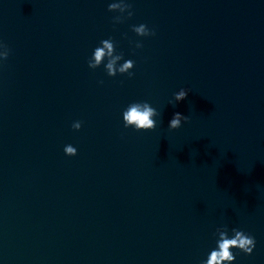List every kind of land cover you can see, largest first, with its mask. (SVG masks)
<instances>
[{"label": "clouds", "instance_id": "1", "mask_svg": "<svg viewBox=\"0 0 264 264\" xmlns=\"http://www.w3.org/2000/svg\"><path fill=\"white\" fill-rule=\"evenodd\" d=\"M132 5L127 2V0H114V2L108 5V11L113 13H119L113 17V23L119 24L123 23L125 19H130L133 15ZM125 13L127 16L125 17ZM132 31L139 37H149L155 36V30L149 29L147 25L140 24L139 26H132ZM136 48H142L143 44L139 41L135 42ZM0 59H7L10 49L6 44L0 42ZM123 53L116 52L115 41L111 38L104 39L100 42V46L96 47L92 57L88 60V67L90 69H96L104 64L105 71L108 76L115 77L117 73L127 76L131 79L135 73L132 69L135 66L133 60H125L122 64H118L119 61L123 60ZM107 61L105 64L104 62ZM100 83H103L101 81ZM189 90L180 89L178 92L174 93L173 100L170 104L175 105L187 98ZM160 112L156 108L152 107L148 102H133L126 110H124L123 122L125 128H133L136 131H151L157 126V120L155 117H159ZM188 116L182 115L177 112L173 115L169 122V129L176 130L182 126V122H187ZM82 127V122L76 121L72 124V128L79 131ZM64 153L73 157L77 155V149L72 145H66L64 148ZM232 237L229 238L227 227L217 228L216 234L218 235L217 247L213 249L207 260L203 264H232L236 259L232 249H238L246 255H251L255 246L256 240L250 234H246L244 231L238 230L236 228L232 229Z\"/></svg>", "mask_w": 264, "mask_h": 264}]
</instances>
